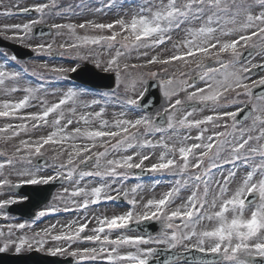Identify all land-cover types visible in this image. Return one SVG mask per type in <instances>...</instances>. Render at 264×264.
I'll list each match as a JSON object with an SVG mask.
<instances>
[{"label": "snow or ice", "instance_id": "snow-or-ice-1", "mask_svg": "<svg viewBox=\"0 0 264 264\" xmlns=\"http://www.w3.org/2000/svg\"><path fill=\"white\" fill-rule=\"evenodd\" d=\"M25 2L5 6L0 0L4 20L38 14L22 24L0 23V37L72 57L69 67L50 69L59 78L90 64L114 84L83 103V110L75 106L81 91L74 87L49 104L40 99L42 85L33 86L29 69L12 63L15 55L0 61V140L6 146L0 152V217L9 219L12 207L28 199L19 189L57 182L62 194L53 199L64 202V211L86 213L90 206L123 202L128 207L110 217L82 215L58 231L51 225L23 234L57 211L50 205L32 221L7 224V234L0 228V254L35 252L68 257L70 264H264V93L254 91L264 87V75L252 78L255 69L264 72V63L251 59L264 58V0H102L95 12L115 10L114 19L76 24L57 20L92 11L85 0L21 7ZM45 23L57 39L29 44L33 26ZM133 53L142 63H130ZM138 68L148 71L133 75L130 70ZM153 87L164 97L155 113L145 110L154 106L148 101ZM33 100L40 110L26 112ZM109 103L116 111L105 119V108L95 106ZM197 105L213 114L194 118L203 110ZM45 125L53 128L47 135H29V127ZM209 125L213 131L206 135ZM192 129L198 130L194 136ZM21 134L29 138L13 143L9 153L7 145ZM57 145L51 165L33 162L45 146ZM144 173L171 174V187L158 199L138 200L142 186L129 182ZM184 192L190 193L186 199ZM153 220L161 224L158 234H126Z\"/></svg>", "mask_w": 264, "mask_h": 264}, {"label": "rangeland", "instance_id": "rangeland-1", "mask_svg": "<svg viewBox=\"0 0 264 264\" xmlns=\"http://www.w3.org/2000/svg\"><path fill=\"white\" fill-rule=\"evenodd\" d=\"M89 1L91 2V5H92V9H93L92 11L81 10L79 12V14L74 15V16L70 15L69 17H66L64 19H58L57 22L76 24V23L84 22L85 19L92 20L94 22H110L112 19L115 18V16H116L115 10L108 11L106 9L104 12H100V13L95 12L94 9L96 7L101 6L102 0H89ZM10 2H11V0H3V3L5 6H7ZM36 2H38V0H26L25 3L21 4V7H24V6L30 7L33 3H36ZM61 2L64 3L65 5H67V4H72V3H80V0H61ZM36 15H38V14L34 13L32 15L20 16L17 18H10L7 20L0 18V23H21L22 24V23L27 22L29 19L35 18ZM43 25L48 26L47 23H45ZM78 31L81 34H84V30H78ZM88 33L94 34L91 29L88 30ZM30 36H31V34H30ZM53 39H57V38L51 34V36L44 37V38L32 37V38L28 39L27 42L29 44H36V43H42V42H51ZM63 39H67V37L60 38V42H62ZM7 41L14 43V44H18L19 46H22V47L27 48L30 51H32V53L34 55L32 58L24 59V60L17 59L16 61H14L12 63H14L15 66L18 68L19 67H27L29 69V73H30L29 77L34 78L37 82L33 81L30 78L29 79L31 80L32 83H35L37 85H42L43 90L40 93H38V95H39L40 99L46 100L47 103L51 104V103L57 102L58 97L61 94L66 92L69 88L74 87V88L81 91V98H80V100L77 101V103L75 105L76 107L81 108V105L83 103H85V102L90 103L91 100L93 98H95V94L98 93V91H100V90H89V91H92V92H89L86 90L79 89V88H83V86H80L79 84L70 85L68 82H66V81H68V79L59 78L57 76V74L50 71V69L52 67H69L70 64L73 62L72 57H69V56L61 57L56 53L49 54L47 52H37V51H33L31 48L26 47L23 44H20L18 42H14L11 40H7ZM0 50H2V52H3V54L0 53V61L7 60L8 57L13 55V53L7 49H1L0 48ZM254 50H255V52L258 51V49H254ZM53 57H55V58H53ZM251 59H252L253 63H257V64L264 63V58H262L259 55H256V56L252 57ZM130 63H142V61H137L135 59V53H133L132 57L130 59ZM42 64H47L48 70L41 68L40 65H42ZM33 70L35 71L36 74H32ZM152 70H156V68H153ZM130 71L133 75H138L140 73L147 72L148 69L147 68H138V69H131ZM170 71H176V69L173 68V69H170ZM194 74L195 73H192V75H194ZM177 75L179 76L178 73H177ZM260 75H264V72L261 74H258L257 76H252V78L253 79H259ZM40 77H43V78H40ZM61 79L64 80L63 83H59V80H61ZM197 83H199V81H197ZM33 86H36V85H33ZM104 91H106V90H104ZM189 91H192V89H189ZM101 92H103V91H101ZM53 93H55V95H53ZM22 95H23V93H20V94H18V97L22 96ZM183 95L184 94L181 93L182 97H183ZM18 97H16V98H18ZM2 98H4V97H0V99H2ZM185 102H189V101L186 100ZM163 103H164V100H163L162 104ZM160 106L158 107V109H160ZM101 107L105 108L104 118L105 119H111L113 112L116 111V109L113 107V105L111 103L100 104V105L95 106V110L98 111ZM198 108L203 109V105H200ZM39 110H40L39 101L33 100L31 105L25 111L26 112H36ZM81 110H83V109L81 108ZM211 114H213V113H212V110L210 108L198 110L194 113V118H203L204 116L211 115ZM52 119H53V117L50 116L49 121H51ZM13 122L18 123L19 121H13ZM3 124H4V120L0 119V126H3ZM75 126H76L75 124L70 126L69 130H71V128L75 127ZM208 128H209V132L206 133V135H210L213 131L211 125H209ZM52 130H53V128L50 125H45L42 128H40L39 130H33V129H31V127H29V135L33 139H35L36 137H38L40 135H47ZM220 130H223V129H220ZM197 133H198L197 129L191 130V134L193 136L196 135ZM28 138H29L28 135L21 134V136L19 138H17L15 141H13L12 143L7 145V151L9 153H11L13 151L12 144L14 143V144L18 145L19 139H28ZM190 142L191 141H189V143ZM58 147H59L58 145L57 146H45V149L43 150L44 155L41 157L44 158V161H47L48 165L52 164V162H53L52 158L56 154V149ZM65 147H67V145H65ZM5 150H6L5 142L3 140H0V152L5 151ZM159 151L160 150L158 149L157 152H159ZM63 158L66 160L67 154H65ZM37 159H39V157H33V162L35 163V161ZM153 162H155V159L150 160V161H145V165L150 166L151 163H153ZM231 167L232 166L229 165V166L225 167V169H229ZM44 171H50V168L45 169ZM225 174H226V172H225ZM5 175H7V173H5ZM172 178H173L172 175L169 173H164V174L149 173V177L147 180H141L139 177L131 178V180L129 182V187L134 186L137 183L141 184L142 187L140 189L139 195L137 196L138 200H140L141 198H143L145 201L147 199H158L166 191L169 190V188L171 187V184H172V180H173ZM13 179H14V177H13ZM60 194H62L61 186L56 188L52 192L50 199L47 202V204H44L41 208L37 209L36 212L40 211V210H44L45 208L49 207L50 205H55L57 207V211L60 210V211H63V213L60 215H57V216L51 215V213H50V214H48V218L46 217L47 215L42 217L41 219L36 221V223L32 229L24 230L23 234L31 236V235H33L34 232H39L42 229L47 228L51 225H56V230L58 231L61 229V226L67 225L68 223L76 220L78 217H80L82 215H89V216L107 215L110 217L113 214H120V213L126 211L127 207H128L127 203L124 202L123 204H121L120 207H115L112 203H109L107 205L100 204L98 206H90L88 212H86V213H81L79 211H64L63 210L64 209V202L62 200H59V199H56V200L53 199L54 197H56ZM188 194H190V193L184 192L183 198L186 199ZM176 203L179 204L180 200L178 199L176 201ZM173 207H175V205H173ZM74 212L76 214H74ZM71 213H73L75 216L70 217ZM12 218H14V217L12 215H10L9 219H3V218L0 219V228H2L6 234L8 232V229L6 227L7 224H9V223H20L21 222V221H14V219H12ZM153 221H156V220H153ZM175 223H180V221L177 220V221H175ZM159 224H160V222H159ZM92 226H94V225H91V224L89 225V227H92ZM13 231H16V230L14 229ZM158 233H159V231H158ZM158 233H156V234H158ZM126 234L127 235H141L135 231L129 232ZM48 239H49V245L48 246H51L53 243H55V242L51 241L50 237ZM123 251L135 252V249L134 248H125V249H123Z\"/></svg>", "mask_w": 264, "mask_h": 264}, {"label": "water", "instance_id": "water-1", "mask_svg": "<svg viewBox=\"0 0 264 264\" xmlns=\"http://www.w3.org/2000/svg\"><path fill=\"white\" fill-rule=\"evenodd\" d=\"M36 35L34 37H48L51 35V30L45 25H37L33 29ZM0 46L9 48L17 58L23 59L26 57H32L33 53L23 48L17 44L10 43L3 40L0 37ZM247 51H253V49H248ZM259 69H255L254 73H260ZM255 75V74H254ZM72 79L77 80L83 84L90 85L95 88H108L114 84V79L104 73L98 72L92 65L85 64L77 72L71 73L69 75ZM254 91L257 94L264 93V87L256 88ZM148 101L150 104L154 105L149 107L145 106V110L153 112L162 102V96L158 88H150L148 94ZM198 106V105H197ZM43 161L42 159H40ZM147 173H144L142 176H145ZM60 185V182L49 185H40V186H25L19 189V192L28 197L27 201L12 207L11 213H15L22 216L31 217L34 216V210L39 208L43 203L47 202L52 191ZM146 227L142 226L140 231L145 234H152L158 231L160 225L158 222L148 221L145 222ZM135 227V226H133ZM69 261V259L64 261H54L53 258L45 257L38 253H30L22 255L20 257H13L9 255L0 254V264H61Z\"/></svg>", "mask_w": 264, "mask_h": 264}, {"label": "bare ground", "instance_id": "bare-ground-1", "mask_svg": "<svg viewBox=\"0 0 264 264\" xmlns=\"http://www.w3.org/2000/svg\"><path fill=\"white\" fill-rule=\"evenodd\" d=\"M71 216H75V215H74V214H70V217H71Z\"/></svg>", "mask_w": 264, "mask_h": 264}]
</instances>
